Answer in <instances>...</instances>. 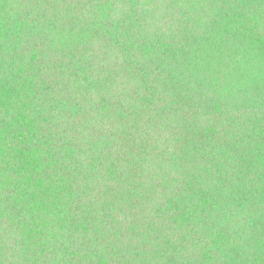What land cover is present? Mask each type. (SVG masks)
Wrapping results in <instances>:
<instances>
[{
  "label": "trees",
  "instance_id": "trees-1",
  "mask_svg": "<svg viewBox=\"0 0 264 264\" xmlns=\"http://www.w3.org/2000/svg\"><path fill=\"white\" fill-rule=\"evenodd\" d=\"M0 264H264V0H0Z\"/></svg>",
  "mask_w": 264,
  "mask_h": 264
}]
</instances>
